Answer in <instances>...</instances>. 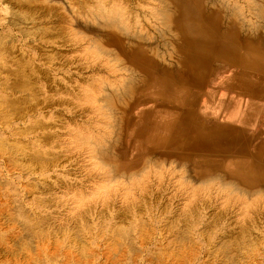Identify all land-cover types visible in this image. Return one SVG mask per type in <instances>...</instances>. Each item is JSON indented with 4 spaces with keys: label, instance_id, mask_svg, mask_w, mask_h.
I'll list each match as a JSON object with an SVG mask.
<instances>
[{
    "label": "rangeland",
    "instance_id": "1",
    "mask_svg": "<svg viewBox=\"0 0 264 264\" xmlns=\"http://www.w3.org/2000/svg\"><path fill=\"white\" fill-rule=\"evenodd\" d=\"M224 1L205 0V4H211V8L207 6L211 12L212 3L215 2L220 8L214 9L224 12L226 18H231L229 16L235 13L234 9L239 8L236 15L239 17L242 13L241 16L245 18L239 17L242 18L240 20L232 16V19L241 24L243 19L246 21L252 16V23L256 25L257 22L256 26L259 24L264 28V1L259 4L260 0H256L255 3L260 5L259 8L255 5L258 11L255 6L251 9L247 7L249 0L247 3L245 0H233L234 3L226 0L228 7L225 4L226 8H221ZM177 2L0 0V101L3 100L7 106L6 99L10 107L9 112L6 109L0 112V264H27L25 261H29L31 256L33 264H64L67 252L73 256L75 254L77 262L74 259L72 264H264V186H261L264 182L255 185L245 183L251 180L250 175L241 176V170L234 166L236 157L224 156L222 152L205 150L188 154L180 150L171 156L157 150L155 144L161 141L158 138L150 145L154 148L133 155L137 143L133 144L134 138L131 136L127 139L131 124L127 115L133 114L128 112L122 115L119 107L135 96L126 91L131 81H141L143 77L128 53L137 39L138 43L141 41L140 44L149 46V49L153 47L160 62L166 61L170 67L176 66L180 58L175 51L178 41L166 28L168 24H165L162 14L168 10L175 15ZM99 10H107L109 15L112 13L108 17L110 20L101 16ZM253 10L258 12L255 11L257 16L262 14L260 19V16L255 17ZM118 15L120 19L131 21L130 29V24L127 25L124 19V22L119 20ZM116 26L120 29L119 33L124 35L123 32L127 31L125 35L128 36L119 34ZM117 37H121L122 42H118ZM123 40L127 42L125 45ZM130 41H133L132 45ZM115 44L118 48L114 47ZM123 51L128 52L125 53L126 57L121 55ZM136 71L139 72L135 73L137 78L140 76L138 79L134 75ZM89 96L90 99L87 98ZM110 98L113 100L110 101ZM122 123L123 128L120 126ZM211 123L213 121L205 114V126ZM96 141L104 145L97 142L96 148L93 144ZM88 143L93 144V151ZM15 155H18L17 158ZM175 159L178 162L175 163ZM134 172H139V178ZM220 172L221 177L218 175ZM139 180L145 181V184ZM130 182H133V186ZM238 186L245 188V192ZM193 188L199 189V192ZM223 188L227 189L223 191ZM260 194L263 196L256 197ZM37 225L39 228H36ZM31 227L38 229L39 233ZM119 227H128L132 233L129 231V235L122 236V239L116 232ZM165 255L167 260L164 259Z\"/></svg>",
    "mask_w": 264,
    "mask_h": 264
},
{
    "label": "bare ground",
    "instance_id": "2",
    "mask_svg": "<svg viewBox=\"0 0 264 264\" xmlns=\"http://www.w3.org/2000/svg\"><path fill=\"white\" fill-rule=\"evenodd\" d=\"M220 1L223 2L224 0H220ZM220 1L218 0L219 3H221ZM225 1H224V3H222L224 6L221 4L222 5L221 8H223V7L226 8V6L228 7L229 0H227L228 3H225ZM245 1L247 3L248 0H245ZM249 1H251V2H249ZM249 1H248L249 4L247 5V7L249 6L248 8L251 9L255 5H257L256 4L257 3L256 0H249ZM262 1H264V0H260L259 1V4L260 3H263ZM218 2H216V3H218ZM232 2L234 3L233 0H232ZM177 3H178L177 4V7L175 5V7H176L175 15L172 14L173 12L171 13L168 10H167L168 12L166 11V13H163L162 14V16L164 17V21L166 22V23L165 22L164 23L165 24H168V27H166V28L169 30L170 33H172L173 37L175 39H177V41H178V47H176L177 49L174 48L175 51H176V53L180 57L179 59L175 58V59H177L176 66L170 67V63L169 62H168L169 65H167L166 61L164 63H163V61L160 62L161 59L158 58V59H160V60H158L156 58V56H155L156 55L155 53L157 51L154 52V48L153 47H152L153 49L152 48L149 49V46L144 45V44H140L141 41H140V43H138L139 40H137V39H136L135 42L130 41L131 42V45L134 43L132 45L133 47H131L132 49L128 46L131 49L130 50V53H128L127 51H125V53L127 52L128 54H131V56H132V58H133V60L135 62L134 64L143 73V74H141V75H143V77H141L142 78L141 81H138V80H135L134 81L133 80L134 82L131 81L130 86H128L127 88L125 87L126 88V91H128L129 93H133L135 95L134 98L132 100L130 99V101L127 100V102L124 100L125 102H123V103L121 102L122 105L120 104L121 106L119 107V111H121L122 115H123V113L124 114L125 113L129 114L130 112H132V114H133V115H130L129 114L130 116L127 115L128 118H130V122H131L130 127H129L128 131H127L128 132L127 139H128V136L129 137L131 136V137L134 138L133 144H134V142L137 143L134 146L135 148H134L133 151H135V152H133V155H139L141 152H144L146 150H149L152 147L154 148V146H151L150 147V145L153 144L154 142H156V140H158V138H160L161 141L158 140V142L155 144L158 147L157 150L158 149L159 150H163V152H166L168 155L174 156L175 154H178L179 152H177V151H180V150H182L183 152L188 153V154L189 153H196V152L201 153V152H203L205 150H207V151H214V152L216 151L217 153L222 152L224 156L236 157V162H235L236 164L234 163V166L236 168H238L239 170H241V174H243L241 176L245 177L246 175H250L251 180L245 181V183L249 182V184L255 185L258 182H264V171H262V170H264V163L262 162L263 156H264V34L262 33V29H264V28L262 26L260 27L259 24H258V26H256L257 25V22H256V25L254 23H252V19H251L252 16L249 18L250 14L248 13V11H250V9H248V11H247V13L249 14V16H248L249 19H247V17H246L247 20L245 21L243 19L244 22L242 20V23L241 24L238 23L239 21L236 22L235 21L236 19H232L233 18L232 16L235 17V16H237L236 13L237 14L239 13V8H236V7H239L240 4L235 7L238 10L237 12H236V9H234L232 7V5H234V4L230 5V8L232 7L235 10V13H232L231 14V11H233V10H231L229 12L231 14L229 17H231V18H228V17L226 18L225 17L226 15L224 16V12H221L220 10L214 9V7L215 8H218V9L220 8V6H216L214 4L215 2H213V3L211 2L212 3V6H213V10H211V12H209V10H208L209 7L211 8V4H210V6L207 5V6H209V7H207L206 4H205L206 3L205 0H178ZM235 3L238 4L237 1ZM225 4H227V5L225 6ZM259 4L257 5L258 8L260 7ZM263 5H264V3H263ZM257 6H255V9L258 11V9L256 8ZM240 7H242V6H240ZM243 8H242V10H243ZM97 9H99V8H97ZM121 10L122 9H120L119 11L121 12ZM229 10L230 9L228 8V11ZM106 11L107 10H105V12H103L102 10H99L98 12H99V14H101V16L104 15V16L107 17V19H109L108 17L111 16L112 13H111V15H109L108 13H106ZM113 11H115V10H113ZM240 11H241V8H240ZM255 11H254V15H256L255 17L258 18V16H260L258 18V19H260L261 16H262V14H260V15L257 16V14L255 13ZM259 11H260V9H259ZM225 13H227V12H225ZM251 13H253V12H251ZM158 15H159V13H158ZM239 15H240L239 17L245 18L244 16H241L242 13L239 14ZM115 18H117V17L115 16ZM123 19L124 18H122V17L120 19V16H119V20L123 21ZM255 19H253V20H255ZM263 19L264 18H262V20ZM124 20L126 21V19H124ZM109 23H111V21H109ZM130 23H131V21H130ZM130 23L127 22V25L130 24ZM107 24H108V22H107ZM105 25H106V23H105ZM108 25H110V24H108ZM127 25H125V26H127ZM130 26H131V24L129 25V29H130ZM109 27L111 28V26H109ZM112 27H113V25H112ZM160 27L162 29H165V28H163L164 26H160ZM116 28H117V26H116ZM127 28H128V26H127ZM103 29H106V28L103 27ZM118 30H120V29L117 28V32H118ZM123 30H125V29H123ZM131 30H132V28H131ZM131 30H130V32H133V31L135 32L134 29H133V31H131ZM168 30H166V31H168ZM121 31H122V29H121ZM107 32H111V31L108 30ZM126 32H123L124 35H125ZM115 33H114V35H115ZM119 34L122 35V32L119 33ZM119 34H117V35H119ZM112 35H113V33H112ZM124 35H122V36H124ZM129 35H131V34H129ZM132 35H133V33H132ZM136 35L138 37V35L140 36V33L139 34H136ZM125 36H128V35L126 34ZM143 37L145 38L144 35H143ZM143 37H141V38H143ZM120 38H118L119 39V40H117L118 42H120L122 40V39L120 40ZM127 38L128 37H126V39ZM131 39H133V38H131ZM129 40L130 39H128V41ZM170 40H168V41H170ZM123 41H124V45H125V43H127V42H125V40H123ZM142 43H144L143 40H142ZM112 44H114V43H112V41H111V45ZM116 44L114 45L115 48L117 46ZM120 47H122V46H120ZM172 47L173 46L171 45L170 48H172ZM117 48H118V46H117ZM174 49H172V50L174 51ZM175 51H174V53H175ZM121 52L122 51H120L119 53H121ZM123 53H124V51H123ZM125 53L124 54H121V55H125V57H126L127 55ZM118 57H119V54H118ZM133 70H132V72H133ZM135 73H139V72L138 71L134 72V75H135ZM135 77L137 78L136 75H135ZM139 77L140 76H138V78ZM128 80H131V79H128ZM25 82H27V81H25ZM25 82H23V83H25ZM128 82H127V84H128ZM127 84H125V85L127 86ZM122 88H124V86ZM122 91H124V90H122ZM121 94H122V92H121ZM119 96H122V95H119ZM122 97L124 98V96H122ZM122 97H121V99H122ZM87 98L90 99V96L87 97ZM117 98H120V97H117ZM110 99H111L110 101L113 100V98H110ZM121 99L118 100V101H121ZM5 101L7 103V106H6L5 102H3V100H2V102L0 101V112L4 111L5 109L8 110V112L10 110V109H8V108H10L9 105H8V102L9 101L7 102L6 99H5ZM122 101H123V99H122ZM108 105H109V103H108ZM110 105L113 106V104H110ZM109 108H111V107H109ZM113 108H114V106H113ZM15 109H16V107H15ZM10 113H11V111H10ZM10 113L8 114V116L10 115ZM117 113H119V112H117ZM205 114H207L211 118V120L213 121V123H211L210 126H208V125L205 126ZM105 115H107V114H105ZM111 115H113V114H111ZM4 116H6L5 112H4ZM100 118H101V116H100ZM123 118H124V116H123ZM121 119H122V117H121ZM108 122H109V120H108ZM102 124H104V123H102ZM117 125H119V124H117ZM121 125H122V128H123V123L120 124V126ZM100 127H102V126H100ZM122 128H121V131L120 132L123 131ZM118 133H117V135H119ZM84 135H86V134H84ZM98 135H99V133H98ZM103 135H101V136H103ZM110 135H112V134H110ZM89 136H90V133H89ZM77 137H78V135L76 136V138ZM105 137H106V135H105ZM105 137H101V139L102 138H105ZM109 137L111 138V136H109ZM74 140H76V139H74ZM104 140H106V138ZM122 140H123V138H122ZM76 141L78 142V140H76ZM116 141H117V139H116ZM81 142H82V140H81ZM97 142L98 141H96L95 143H93L96 148H97V146H96V143ZM111 142H113V141H111ZM107 143H105V145ZM75 144L77 145V143H75ZM89 144L90 143H88V145ZM93 144L89 145L90 150L92 149L91 151H93V147H94V146H92ZM116 144L118 145L117 142H116ZM102 145H104V144H102ZM0 146H1V144H0ZM109 146H110V144H109ZM77 147H79V146H77ZM2 148L5 149L6 147L5 148L2 147ZM86 148H87V146H86ZM123 148H124V145H123ZM8 150L9 149H7V151ZM11 150H12V145H11ZM101 150H103V149H101ZM113 150H115V149H113ZM107 152L109 154V149H108ZM144 154H146V153H144ZM21 155H22V153H21ZM212 155H209V156H212ZM223 155H221V156H223ZM17 156H16V158H17ZM93 156H95V154ZM215 156H217V155H215ZM135 158H134V160H135ZM32 159H34V158L32 157ZM165 159H166V157H165ZM233 159H235V158H233ZM247 159L250 160L251 162H248ZM21 160H22V158H21ZM158 161H160V160H158ZM185 161H188V160H185ZM185 161H183L181 164H183ZM91 162H93V160ZM155 162H156V160H155ZM168 162L169 161H167V163ZM174 162L176 163L178 161L176 160ZM189 162H190V160H189ZM212 163H214V162H212ZM177 164H179V163H177ZM186 164L188 165V163H186ZM225 164H227V163H225ZM167 165H169V164H167ZM97 166H99V165L97 164ZM163 168H166V167L164 166ZM167 168H169V167H167ZM172 168L174 169V167H172ZM255 168L258 169V171H256ZM99 169H101V168L99 167ZM252 170H255V171H252ZM105 171L106 170H104V172ZM108 173H109V171H108ZM135 174H137V172ZM138 174H139V172H138ZM138 174H137L136 177L139 176ZM145 174H147V173H145ZM140 175H141V173H140ZM142 175L143 176H146L143 173H142ZM182 175H183V173H182ZM218 175H220V177H221V172ZM105 176H109V175H105ZM110 176H111V174H110ZM131 176H132V174H131ZM133 177H131V178H133ZM143 178H142V181H143ZM232 179H230V180H232ZM105 180H107V178ZM139 181H138V183H139ZM142 181H140V182H142ZM178 181H180V180H178ZM224 181H226V180H224ZM126 182H125V184H126ZM144 182H142V183H144ZM227 182H229V181H227ZM104 183H106V182H104ZM107 183L109 184V182H107ZM233 183H234V181H233ZM131 184L133 186V182ZM135 185H136V183H135ZM124 186H126V185H124ZM261 186H264V185H261ZM139 187H141V185H139ZM179 187H180V185H179ZM198 187H200V186H198ZM236 187H233V188H236ZM241 187L238 186L239 189H241L242 191L245 192V188L243 189V187L242 188ZM256 187H255V190H256ZM126 188H127V186H126ZM126 188H124V189H126ZM259 188H261V187L259 186ZM107 189H108V187H107ZM133 189L134 188H132V190ZM224 189L225 188H223V191H224ZM231 189H232V187H231ZM110 191H111V189H110ZM129 191H130V189H129ZM201 191H204V190L202 189ZM252 191H254V189ZM252 191L250 190V192H252ZM259 191H261V190L259 189ZM227 192H228V194H231V192L230 193H229V191H227ZM233 192L239 194L238 192H235V191H233ZM99 193L100 192H98V194ZM125 193H127V192L125 191ZM133 193H131V195ZM237 194H235V195H237ZM243 194H242V196H243ZM225 195H226V193H225ZM231 195H229V196H231ZM252 195H253V192H252ZM261 195L262 194H260L259 196H256V197L260 198ZM108 196H110V195H108ZM231 197H229L228 199H230ZM237 197L238 196H236L235 199ZM254 197H252V201H254ZM127 199H128V196H127ZM231 199H233V197ZM238 200H240V199L238 198ZM256 200H258V199H255V201ZM76 203L79 204L78 202H76ZM245 203H246V201H245ZM254 204H256V202ZM252 205H250V206H252ZM249 207H247V208H249ZM14 212H16V211H14ZM248 214H249V212H248ZM14 216H15V214H14ZM37 216L39 217L38 214H37ZM21 218L23 219V217H21ZM27 218H29V217L27 216ZM31 220H33V218H31ZM28 223H30V222H28ZM36 223H32V224H35L36 225ZM39 224L40 223H38V225ZM132 224H134V223H132ZM39 226L36 227V228H39ZM115 226H116V224H115ZM186 226L187 225H185V227ZM40 227L43 228L42 226H40ZM33 228L31 227L32 230H33ZM114 228H116V227H114ZM119 228H118V230H116V232H118L119 237L121 236V238H122V236H123V238H124V236L129 235L130 229H128V227L127 228H120V229ZM183 228H184V226H183ZM26 229H27V227L25 228V230ZM25 230H24V232H25ZM34 230H36V229H34ZM41 230L42 229H40V231ZM112 230H113V227H112ZM27 231H28V229H27ZM47 231H48V229H47ZM132 231H133V229H132ZM114 232H115V230H114ZM28 233H29V231H28ZM37 233H39V231H37ZM130 233H132V232L130 231ZM179 233H177L178 236H179ZM181 237H182V235H181ZM229 238H230V236H229ZM180 239H182V238H180ZM25 240H26V237H25ZM133 240H131V241H133ZM183 240H185V239L183 238ZM192 241H193V239H192ZM237 241H238V239H237ZM232 242H234V241H232ZM77 243H78V241H77ZM23 244H24V242H23ZM118 244H120V243H118ZM240 244H242V242ZM25 246H26V244H25ZM28 247H30V246H28ZM82 247H84V246H82ZM81 250H82V248H81ZM134 250H133V252H134ZM164 251H166V250H164ZM76 252H77V250H76ZM76 252H74V253H76ZM53 253L54 252H52V257H53ZM80 253L82 254V252H80ZM55 254H57V252ZM229 254H230V252H229ZM39 255H40V253H39ZM65 255H66V261L64 260V264H72V261L74 259L76 261V257L74 258L75 254L73 256V255H71L70 253L67 252ZM30 256L28 255V257H30ZM28 257H27V259H28ZM77 257H79V255ZM107 257H106V260L109 258V257L108 258ZM165 258H166V255L164 256V259ZM167 258H166V260H167ZM151 259H153V258H151ZM157 259H158V257H157ZM28 260L29 261H25V263L28 262L27 264H33L32 262L34 260H33V257L32 256ZM166 260H164V261L166 262ZM174 260H175V258H174ZM78 262H79V260H78ZM119 262H120V260H119ZM79 263H77V264H79ZM165 264H167V263H165Z\"/></svg>",
    "mask_w": 264,
    "mask_h": 264
}]
</instances>
